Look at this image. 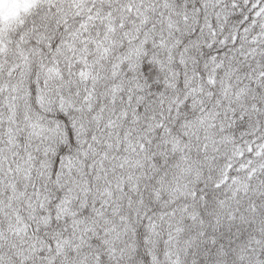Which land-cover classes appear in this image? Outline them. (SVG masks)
Wrapping results in <instances>:
<instances>
[{"label":"snow or ice","instance_id":"snow-or-ice-1","mask_svg":"<svg viewBox=\"0 0 264 264\" xmlns=\"http://www.w3.org/2000/svg\"><path fill=\"white\" fill-rule=\"evenodd\" d=\"M0 264H264V0H0Z\"/></svg>","mask_w":264,"mask_h":264}]
</instances>
